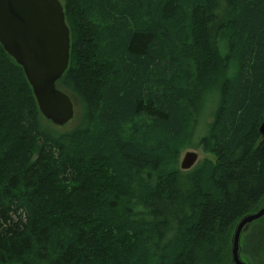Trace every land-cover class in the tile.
I'll list each match as a JSON object with an SVG mask.
<instances>
[{"label": "trees", "instance_id": "obj_1", "mask_svg": "<svg viewBox=\"0 0 264 264\" xmlns=\"http://www.w3.org/2000/svg\"><path fill=\"white\" fill-rule=\"evenodd\" d=\"M60 2L68 129L0 43V264H231L264 199V0Z\"/></svg>", "mask_w": 264, "mask_h": 264}, {"label": "water", "instance_id": "obj_2", "mask_svg": "<svg viewBox=\"0 0 264 264\" xmlns=\"http://www.w3.org/2000/svg\"><path fill=\"white\" fill-rule=\"evenodd\" d=\"M0 43L23 69L42 116L55 125L68 122L75 107L56 86L68 67L70 49V30L60 0H0ZM259 132L264 138V119ZM197 159L198 152L186 150L181 169L191 168ZM263 218L264 199L235 222L228 248L231 264H255L256 248L252 244L247 251L245 244L254 231L264 234Z\"/></svg>", "mask_w": 264, "mask_h": 264}, {"label": "rangeland", "instance_id": "obj_3", "mask_svg": "<svg viewBox=\"0 0 264 264\" xmlns=\"http://www.w3.org/2000/svg\"><path fill=\"white\" fill-rule=\"evenodd\" d=\"M75 116V115H74ZM74 118V117H73ZM71 119L69 122V124H65V125H63V126H55V127H57V128H64V129H62L61 131H63V130H65V129H68L69 128V126L76 120L75 118L74 119ZM196 150L197 152H198V154H199V160L198 161H200L201 159H203L204 157H209V158H212V156L209 154V153H206V152H203L199 147H195V146H193V145H191V146H189V147H186V148H184L182 151H181V154H180V160H181V158H182V156H183V154H184V152L186 151V150ZM260 203V202H259ZM253 210V209H252Z\"/></svg>", "mask_w": 264, "mask_h": 264}, {"label": "bare ground", "instance_id": "obj_4", "mask_svg": "<svg viewBox=\"0 0 264 264\" xmlns=\"http://www.w3.org/2000/svg\"><path fill=\"white\" fill-rule=\"evenodd\" d=\"M69 50H70V49H69ZM65 94H67V93L65 92ZM67 95H68V94H67ZM68 96H69V95H68ZM69 97H70V96H69ZM70 99H71V97H70ZM71 101H72V99H71ZM72 103H73V105H74V107H75V104H74L73 101H72ZM73 117H74V116H73ZM73 117H72V118H73ZM72 118H71V119H72ZM71 119H70V120H71ZM263 119H264V118H263ZM70 120H69V121H70ZM69 121H68V122H69ZM68 122H66L65 124H67ZM65 124H63V125H65ZM54 125H55V124H54ZM63 125H56V126H63ZM259 127H260V125H259ZM259 127H258V132H259ZM259 135H260V139H264V138H261L262 135H261L260 132H259Z\"/></svg>", "mask_w": 264, "mask_h": 264}]
</instances>
